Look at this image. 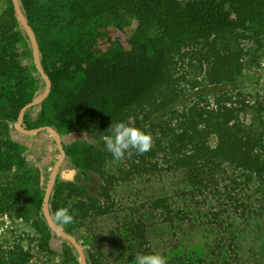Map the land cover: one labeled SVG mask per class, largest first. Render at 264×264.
Segmentation results:
<instances>
[{
  "label": "trees",
  "instance_id": "obj_1",
  "mask_svg": "<svg viewBox=\"0 0 264 264\" xmlns=\"http://www.w3.org/2000/svg\"><path fill=\"white\" fill-rule=\"evenodd\" d=\"M18 2L51 81L48 97L25 112L22 127L56 130L65 156L101 180L92 194L57 177L49 199L53 222L77 240L86 263L135 264L137 254L154 253L167 264H264V106L226 90L264 57V0ZM131 23L127 47L108 38L111 29ZM44 88L7 0L0 14V214L30 231L0 239V264L56 257L59 264H80L72 244L37 217L40 175L16 139L19 110ZM116 121L150 134L151 149L114 160L104 138ZM79 135L87 141L66 143ZM164 176L178 179L176 189L148 195L126 222L108 229L104 241L115 248L105 255L97 234L85 248L78 231L112 216L117 186ZM61 208L73 215L63 227L54 219ZM158 226L168 230L164 241ZM55 240L63 250L55 251Z\"/></svg>",
  "mask_w": 264,
  "mask_h": 264
},
{
  "label": "rangeland",
  "instance_id": "obj_2",
  "mask_svg": "<svg viewBox=\"0 0 264 264\" xmlns=\"http://www.w3.org/2000/svg\"><path fill=\"white\" fill-rule=\"evenodd\" d=\"M6 5L7 0H0V14L5 10ZM134 27L135 23H131L129 27L123 30L115 28L111 29L108 32V38L111 41H118L124 47H127L128 36L133 31ZM226 90L229 93L237 94L234 98L235 100L245 99L249 105L256 103L264 106V57L260 59L257 67L251 69L248 68L246 70L242 82L236 89L227 88ZM210 93L211 91L205 93V96L208 97L207 102L212 101ZM192 100L197 99L193 97L191 99L181 101L177 108L180 109L188 105ZM252 113L253 112L249 111L246 115V118L250 119ZM19 137L21 139H19ZM16 139L21 141L25 150L26 159L28 162L32 163L30 168L33 171L39 172L41 179L40 193H43L44 198L45 189L47 187L52 168L59 157V152L54 138L51 133L42 131L34 135H22L19 133ZM65 140L67 141H65L66 143H71L74 140L85 142L87 141V138L85 136L79 135L66 137ZM64 174H69L70 177L66 178L64 177ZM58 178L60 180H75L85 186L86 190H88V192L92 194L97 193L99 191V187L101 186V180L99 179V177L90 171L78 169L72 156H65V159L59 169ZM178 182V179H175L171 176H164L160 179H152L151 181L141 178L132 184H130L129 182L117 186V190L113 195L116 204V210L112 214V216H110V218L108 219L102 220L101 222L94 223L93 225L87 224L82 227L80 231H78L79 235L81 236V240L85 241V248H90V242L88 240L89 236H91L92 234H97L101 236L102 240L100 249L106 255L113 249V247L115 248L116 246V244H114L112 241H104L106 235L108 234V229H114L119 224L121 225L123 222H126L130 218V212L132 211V209L145 205V200L148 195H159L164 192H167L169 194L173 193V191L177 187ZM37 217L44 218L42 213V205L41 212L37 215ZM161 228L164 229V232L159 236V240L163 238L162 241H164L165 239H167L166 235L168 234V230L164 227ZM12 230H20L27 233H29L30 231L29 228H27V226L22 223L21 220H12L7 215L0 214V239L6 237L8 235L7 232ZM160 233L161 231L158 230V235ZM199 235L201 236V238H203L201 233H199ZM181 238L182 236L179 235V241H182ZM205 238L207 239L208 237H206L205 235ZM63 249V242L55 240V251L58 252ZM261 263L262 262H258V264ZM33 264H59V261L57 257L54 259L40 258L39 260L33 261Z\"/></svg>",
  "mask_w": 264,
  "mask_h": 264
},
{
  "label": "water",
  "instance_id": "obj_3",
  "mask_svg": "<svg viewBox=\"0 0 264 264\" xmlns=\"http://www.w3.org/2000/svg\"><path fill=\"white\" fill-rule=\"evenodd\" d=\"M15 16L19 22V24L21 25V27L24 29L30 45H31V49H32V56H33V62L35 65V68L38 72V74L41 76V78L45 81V88L43 93L37 97L36 99L28 102L27 104H25L18 112V116H17V122L15 125V129L18 133L22 134V135H34L37 134L39 132L42 131H47L49 133H51V135L54 138L55 144L57 146L58 152H59V157L57 159V161L55 162L51 174H50V178L47 184V187L45 189V193H44V198H43V204H42V213H43V217L45 219V222L48 226V228L55 233L57 236L61 237L62 239L68 241L70 244H72V246L75 248L77 254H78V258H79V263L80 264H87L86 263V259H85V255L84 252L81 248V246L79 245V243L77 242V240L67 234L66 232H64L62 229H60L52 220L50 213H49V199H50V195L52 192V189L54 187V184L56 182V179L58 177V173H59V169L65 159V152L63 150L62 147V140L60 135L57 133L56 130H54L51 127L48 126H44V127H39V128H34V129H24L22 127V123L24 120V115L25 112L39 104H41L49 95L50 90H51V81L48 78V76L46 75V73L44 72L42 65H41V61H40V54H39V48H38V43L35 37V34L33 32V30L31 29V27L28 25L22 10L20 8L19 2L18 0H10ZM68 177H70V175L68 174ZM67 178V177H66Z\"/></svg>",
  "mask_w": 264,
  "mask_h": 264
},
{
  "label": "clouds",
  "instance_id": "obj_4",
  "mask_svg": "<svg viewBox=\"0 0 264 264\" xmlns=\"http://www.w3.org/2000/svg\"><path fill=\"white\" fill-rule=\"evenodd\" d=\"M107 131L109 135L104 138V149L114 160H123L131 157L133 153L142 155L153 144L150 134L124 121L112 122ZM54 219L63 227L73 222V215L67 208H61L54 213ZM135 264H167V260L160 254L139 253L135 256Z\"/></svg>",
  "mask_w": 264,
  "mask_h": 264
},
{
  "label": "flooded vegetation",
  "instance_id": "obj_5",
  "mask_svg": "<svg viewBox=\"0 0 264 264\" xmlns=\"http://www.w3.org/2000/svg\"><path fill=\"white\" fill-rule=\"evenodd\" d=\"M64 177H68V174H64Z\"/></svg>",
  "mask_w": 264,
  "mask_h": 264
}]
</instances>
